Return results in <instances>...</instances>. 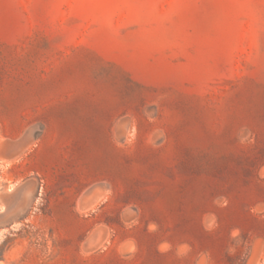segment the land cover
Segmentation results:
<instances>
[{"label":"rangeland","instance_id":"obj_1","mask_svg":"<svg viewBox=\"0 0 264 264\" xmlns=\"http://www.w3.org/2000/svg\"><path fill=\"white\" fill-rule=\"evenodd\" d=\"M0 264H264V0H0Z\"/></svg>","mask_w":264,"mask_h":264},{"label":"crops","instance_id":"obj_2","mask_svg":"<svg viewBox=\"0 0 264 264\" xmlns=\"http://www.w3.org/2000/svg\"><path fill=\"white\" fill-rule=\"evenodd\" d=\"M13 117V114H0V118H10Z\"/></svg>","mask_w":264,"mask_h":264}]
</instances>
